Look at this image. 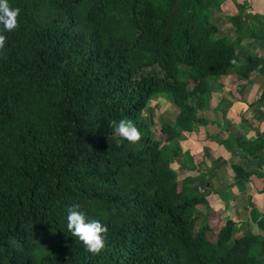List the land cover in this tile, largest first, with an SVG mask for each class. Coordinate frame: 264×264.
Here are the masks:
<instances>
[{"label": "trees", "instance_id": "1", "mask_svg": "<svg viewBox=\"0 0 264 264\" xmlns=\"http://www.w3.org/2000/svg\"><path fill=\"white\" fill-rule=\"evenodd\" d=\"M9 3L21 12L0 50V264H264L261 222L254 234L228 218L213 235L195 209L205 195L178 177L194 168L170 166L177 142L209 125L222 78L264 68V56L238 49L264 40L261 15L238 5L226 15L230 39L213 20L222 0ZM155 97L176 111L160 126L165 145L151 129ZM120 119L140 141L115 133ZM234 140L243 152L234 179L263 176L253 167L264 164V135ZM73 204L107 226L99 254L68 231ZM41 236L57 240L36 244Z\"/></svg>", "mask_w": 264, "mask_h": 264}, {"label": "crops", "instance_id": "2", "mask_svg": "<svg viewBox=\"0 0 264 264\" xmlns=\"http://www.w3.org/2000/svg\"><path fill=\"white\" fill-rule=\"evenodd\" d=\"M258 55L264 56V53ZM232 73V76L229 73L225 78H233L234 85H227L224 78L221 80V90L212 94L211 106L206 109L211 113L210 116L206 115L211 120L209 125L197 126L193 133L177 142L179 154L175 167L180 163L194 168L178 176L179 179L186 176L192 178L193 189L201 184L206 185V192H197L203 193L208 202L205 216L218 218L225 214L228 217L224 222L233 218L259 233V221L264 230V219L259 218L264 213V164L261 168L253 167L261 169L263 176L252 175L247 182L234 179L232 167L241 163L243 155L237 146L238 141L234 139L239 137L255 141L258 136L264 135V68L251 73L248 79L241 78L235 70ZM223 97L230 102L228 108L227 102L221 101ZM221 105L227 108L226 113H223ZM210 129L211 133L207 132ZM196 131L203 134H195ZM196 146L201 149H194ZM200 153V162L193 165V154L200 156ZM208 169L214 170L209 173ZM203 172L206 173L203 175ZM211 207L214 208L211 210Z\"/></svg>", "mask_w": 264, "mask_h": 264}, {"label": "rangeland", "instance_id": "3", "mask_svg": "<svg viewBox=\"0 0 264 264\" xmlns=\"http://www.w3.org/2000/svg\"><path fill=\"white\" fill-rule=\"evenodd\" d=\"M244 3V10L245 12L248 13H260L261 17H262V22H263V26L261 27V30H264V0H222V8L221 10L216 11V15L213 18V20L215 22L218 23L219 29H220V35L221 36H227L230 39L234 38V27H235V23L233 22L232 19H228L226 18V15H231L232 17H234L237 10L239 9L238 5H241ZM243 10V11H244ZM256 47L259 49V51L255 50ZM250 48V49H249ZM239 49V54H250L253 52L256 54H263L264 53V40L259 42L256 41H247L244 40L241 42V45H239L238 47ZM234 70H231L229 73V75H233ZM224 79V78H222ZM233 78H225V83L227 85H234L233 84ZM213 94V93H212ZM212 99V96H211ZM211 103V101H210ZM150 107L153 109L151 112V119H152V125H151V129L154 132V136L156 137V139L159 141V143H161V145H165L166 142L164 141V135L161 134L160 132V126L162 125V123H168V122H172L174 116H175V109L169 105V102L167 100H165V98L162 97H155L153 99H151L149 101ZM147 115H149L148 112H145ZM205 115L210 116L211 113L209 114L208 111H205ZM203 127V126H202ZM211 128V127H210ZM205 129H209L205 128ZM207 132L211 133V129L210 131L207 130ZM206 132V133H207ZM195 134H203L201 131H196ZM180 143V142H179ZM197 144V143H195ZM174 146H172L173 148ZM194 149L199 150L201 149L200 147H194ZM201 157V153L200 156L199 154H193L192 157V164L193 165H197V162H200V158ZM170 166L175 169L176 164L175 163H171ZM207 184V183H205ZM196 192H206V185L201 184L199 185V187H197L195 189ZM211 202H215L214 200ZM211 203V204H212ZM214 207H211V210ZM195 209L197 210V213L201 214V218L205 215V210L207 209L205 205H196ZM217 209V208H215ZM220 213V212H219ZM213 215H215L213 213ZM217 217V216H216ZM228 216H225V214H222V217L218 216V218H213V217H208L207 221L209 222V225H211V230H212V234L216 235V233L221 229V227L224 225V219L227 218ZM220 218V219H219ZM200 220V219H199ZM251 231H253L254 234L258 233L255 229H252ZM240 235V234H239ZM57 240L55 236H41L38 240H36V244H40V245H44V244H55V241Z\"/></svg>", "mask_w": 264, "mask_h": 264}, {"label": "clouds", "instance_id": "4", "mask_svg": "<svg viewBox=\"0 0 264 264\" xmlns=\"http://www.w3.org/2000/svg\"><path fill=\"white\" fill-rule=\"evenodd\" d=\"M21 9L10 5L9 0H0V50L5 48L7 37L4 32H12L19 27ZM110 124L120 137L129 143H137L142 138V133L130 119L112 120ZM66 227L73 237L82 242L85 249L93 254H99L106 244L108 228L97 219H90L78 204L67 208Z\"/></svg>", "mask_w": 264, "mask_h": 264}]
</instances>
